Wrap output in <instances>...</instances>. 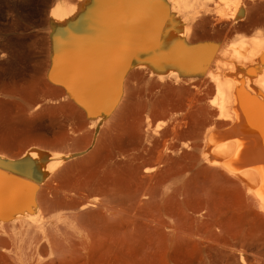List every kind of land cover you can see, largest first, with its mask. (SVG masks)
I'll return each mask as SVG.
<instances>
[{
    "label": "bare ground",
    "instance_id": "1",
    "mask_svg": "<svg viewBox=\"0 0 264 264\" xmlns=\"http://www.w3.org/2000/svg\"><path fill=\"white\" fill-rule=\"evenodd\" d=\"M48 25L47 80L102 127L0 150V264H264V0H67ZM138 70L211 85L185 130L134 115Z\"/></svg>",
    "mask_w": 264,
    "mask_h": 264
},
{
    "label": "rangeland",
    "instance_id": "2",
    "mask_svg": "<svg viewBox=\"0 0 264 264\" xmlns=\"http://www.w3.org/2000/svg\"><path fill=\"white\" fill-rule=\"evenodd\" d=\"M66 1L0 0V150L6 154L19 153L31 143L65 150L79 145L92 147L98 139L96 130L102 124L91 123L61 86L45 75L49 12ZM148 73L138 70L136 79L129 82L126 103L135 102L134 115L143 119L150 115L153 127L160 125L161 130H171L173 122V115L163 107L173 108L180 129L185 130L192 123L191 99L195 102V98L206 96L211 85L198 80L183 82L181 86L189 88L191 94L182 91L179 97L172 92L166 97L158 92L159 87L153 89L158 83ZM175 138L168 131L166 139ZM190 151L186 147L179 155ZM160 167L158 164L151 170L154 182L161 175ZM134 264H174V258L158 253Z\"/></svg>",
    "mask_w": 264,
    "mask_h": 264
}]
</instances>
